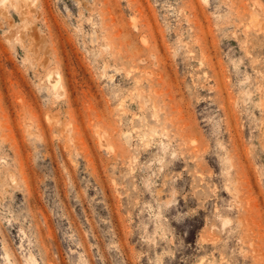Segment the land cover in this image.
I'll list each match as a JSON object with an SVG mask.
<instances>
[{
	"label": "rangeland",
	"instance_id": "1",
	"mask_svg": "<svg viewBox=\"0 0 264 264\" xmlns=\"http://www.w3.org/2000/svg\"><path fill=\"white\" fill-rule=\"evenodd\" d=\"M0 264H264V0H0Z\"/></svg>",
	"mask_w": 264,
	"mask_h": 264
},
{
	"label": "bare ground",
	"instance_id": "2",
	"mask_svg": "<svg viewBox=\"0 0 264 264\" xmlns=\"http://www.w3.org/2000/svg\"><path fill=\"white\" fill-rule=\"evenodd\" d=\"M80 2V1H79ZM73 6V5H72ZM78 8H79V10H80V13L84 10V5L83 4H79L78 5ZM141 40H142V42L143 43H148L149 42V38H148V36L146 35V34H143L142 35V37H141ZM57 76H56V73L55 72H52L51 74H50V76H49V81L51 82V83H53V84H55L56 85V82H57ZM54 85V86H55Z\"/></svg>",
	"mask_w": 264,
	"mask_h": 264
}]
</instances>
